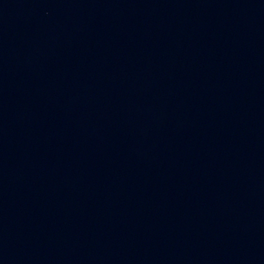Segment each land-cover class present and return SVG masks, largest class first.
<instances>
[{
    "label": "water",
    "instance_id": "water-1",
    "mask_svg": "<svg viewBox=\"0 0 264 264\" xmlns=\"http://www.w3.org/2000/svg\"><path fill=\"white\" fill-rule=\"evenodd\" d=\"M0 264H264V0H0Z\"/></svg>",
    "mask_w": 264,
    "mask_h": 264
}]
</instances>
